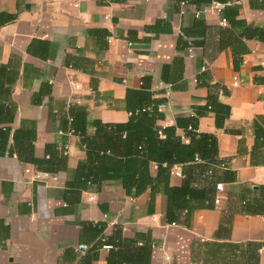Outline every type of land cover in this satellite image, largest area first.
<instances>
[{
	"label": "crops",
	"instance_id": "obj_1",
	"mask_svg": "<svg viewBox=\"0 0 264 264\" xmlns=\"http://www.w3.org/2000/svg\"><path fill=\"white\" fill-rule=\"evenodd\" d=\"M134 92L215 139L139 195ZM0 264H264V0H0Z\"/></svg>",
	"mask_w": 264,
	"mask_h": 264
},
{
	"label": "trees",
	"instance_id": "obj_2",
	"mask_svg": "<svg viewBox=\"0 0 264 264\" xmlns=\"http://www.w3.org/2000/svg\"><path fill=\"white\" fill-rule=\"evenodd\" d=\"M135 96L134 92L128 97V104L132 113L131 119L126 124L116 126L117 135L123 133L127 135L128 142L125 151L122 152L124 155L113 157L111 162L118 170L117 176L123 179L126 187L129 190L134 187L135 194L139 195L154 180L150 167L156 166L160 170L165 169L170 172L172 167L179 162H186L199 157L196 155L202 156L201 154H204L205 151L204 147L201 146H204L207 140L213 144L215 139L209 135L198 134L195 128L197 119H194L191 125L187 126V134L191 141L189 144H185L177 135L176 127H159L157 124L155 126L158 116L155 110L151 112L143 107L137 112L134 104L139 99H134V102L131 103V98ZM216 97V94L211 95L210 100L213 108ZM165 162L167 165L162 168Z\"/></svg>",
	"mask_w": 264,
	"mask_h": 264
},
{
	"label": "built area",
	"instance_id": "obj_3",
	"mask_svg": "<svg viewBox=\"0 0 264 264\" xmlns=\"http://www.w3.org/2000/svg\"><path fill=\"white\" fill-rule=\"evenodd\" d=\"M221 7H222V4H220V3H218V2H213V5H212V8L213 9H215L216 11H218V10H220L221 9ZM225 20L223 19L222 20V22H224ZM186 53H187V55H189V56H194L195 55V46L193 45V44H191V43H189V45L186 47ZM239 83V81L238 80H236L235 81V84H238ZM186 142H188V139H186L185 140ZM199 157H197V159H198ZM224 166V165H223ZM172 171H173V173H175V174H178V175H180L181 174V172H180V166L177 164V165H174L173 167H172ZM224 184L223 183H221V182H219V183H217L216 184V189H217V191H223L224 190ZM215 202L216 203H220L221 202V198L219 197V196H217L216 198H215ZM79 248L80 249H85L86 248V246L85 245H83V244H80L79 245Z\"/></svg>",
	"mask_w": 264,
	"mask_h": 264
}]
</instances>
